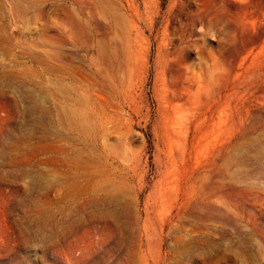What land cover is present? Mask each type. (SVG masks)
I'll list each match as a JSON object with an SVG mask.
<instances>
[{
  "label": "rangeland",
  "instance_id": "rangeland-1",
  "mask_svg": "<svg viewBox=\"0 0 264 264\" xmlns=\"http://www.w3.org/2000/svg\"><path fill=\"white\" fill-rule=\"evenodd\" d=\"M0 264H264V0H0Z\"/></svg>",
  "mask_w": 264,
  "mask_h": 264
},
{
  "label": "bare ground",
  "instance_id": "bare-ground-1",
  "mask_svg": "<svg viewBox=\"0 0 264 264\" xmlns=\"http://www.w3.org/2000/svg\"><path fill=\"white\" fill-rule=\"evenodd\" d=\"M70 18V19H69ZM68 20H69V24L68 23H63V26L62 27H60L61 29L62 28H65L66 27V25H69L71 28H73V29H75L76 30V32H77V30H78V23H76L75 22V19H73V17H68ZM67 21V20H66ZM82 29V27L80 26L79 27V29ZM79 32V31H78ZM74 34V33H73ZM121 50V49H120ZM97 52H98V54H96L97 55V57H99L98 55H100V57H101V54L99 53V51L97 50ZM105 56V55H104ZM103 56V57H104ZM104 59H105V57H104ZM92 65L93 66H95V67H99V60L97 59V58H94V59H92ZM99 72V71H98ZM99 74V76H100V78H101V74H100V72L98 73ZM60 89H62V90H64V91H68V92H70V87H68L67 85H65V83H63V82H61L60 83ZM71 91H72V89H71ZM84 91H82V93H83ZM85 93V92H84ZM83 93V95L81 94V93H76V95H77V98L78 97H81L80 96V94L85 98V96L88 98V96H87V94L85 93L84 94ZM76 103V102H75ZM76 107V111L77 112H75V114L79 117V118H86V117H88L89 116V113H90V111L88 110V109H86V108H84L83 106H75ZM65 116H68V114H65ZM60 118V117H59ZM61 119H63V120H65V118L63 117V116H61ZM61 119H60V121H61ZM62 122H64V121H62ZM90 121H88L87 123H84L85 125H84V129H80L81 131H79V134H81V136L83 137V139H85V140H99L100 139V137H101V127H99V125L98 124H96V123H94V126L96 125V127H94L93 126V124L92 123H89ZM90 130H94V133L93 134H89V131ZM177 142V141H176ZM179 189V188H178ZM180 210V209H179ZM177 212H179V211H177ZM176 213V212H175ZM176 216L178 217L179 216V213H176ZM139 224V223H138Z\"/></svg>",
  "mask_w": 264,
  "mask_h": 264
},
{
  "label": "crops",
  "instance_id": "crops-1",
  "mask_svg": "<svg viewBox=\"0 0 264 264\" xmlns=\"http://www.w3.org/2000/svg\"><path fill=\"white\" fill-rule=\"evenodd\" d=\"M78 32V31H77ZM68 37V35L66 34L65 36H61L60 34H56L55 36H54V38L55 39H57V40H61V41H65V38H67Z\"/></svg>",
  "mask_w": 264,
  "mask_h": 264
}]
</instances>
